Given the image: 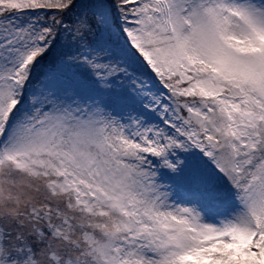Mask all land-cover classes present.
Wrapping results in <instances>:
<instances>
[{"label":"snow or ice","instance_id":"1","mask_svg":"<svg viewBox=\"0 0 264 264\" xmlns=\"http://www.w3.org/2000/svg\"><path fill=\"white\" fill-rule=\"evenodd\" d=\"M0 264H264V0H0Z\"/></svg>","mask_w":264,"mask_h":264}]
</instances>
